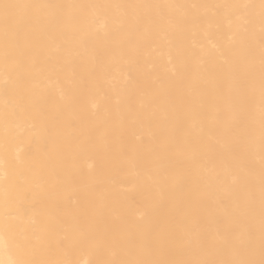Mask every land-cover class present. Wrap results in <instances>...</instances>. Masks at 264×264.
I'll use <instances>...</instances> for the list:
<instances>
[{
	"label": "bare ground",
	"instance_id": "bare-ground-1",
	"mask_svg": "<svg viewBox=\"0 0 264 264\" xmlns=\"http://www.w3.org/2000/svg\"><path fill=\"white\" fill-rule=\"evenodd\" d=\"M0 264L261 259V0H8Z\"/></svg>",
	"mask_w": 264,
	"mask_h": 264
},
{
	"label": "snow or ice",
	"instance_id": "snow-or-ice-1",
	"mask_svg": "<svg viewBox=\"0 0 264 264\" xmlns=\"http://www.w3.org/2000/svg\"><path fill=\"white\" fill-rule=\"evenodd\" d=\"M47 7L45 5H34L24 3H13L8 0H0V25L5 39V55H7V43L11 36L18 34L24 16L28 14L29 10ZM261 23L264 25V0H261ZM261 97L264 101V27L261 29ZM260 150L264 154V107L261 109L260 114ZM261 214H262V231H264V170L261 175ZM0 242H6L0 238ZM32 243L24 239L18 245L20 252V259L15 264H36L35 261L28 258V253L32 248ZM135 264H215V262L208 261H160V260H141ZM223 264V262H222ZM235 264H264V235H262L261 242V259L246 260L235 262Z\"/></svg>",
	"mask_w": 264,
	"mask_h": 264
}]
</instances>
